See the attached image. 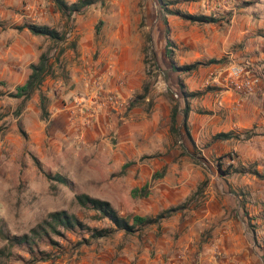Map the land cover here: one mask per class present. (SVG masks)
I'll return each mask as SVG.
<instances>
[{
	"label": "rangeland",
	"instance_id": "374dc122",
	"mask_svg": "<svg viewBox=\"0 0 264 264\" xmlns=\"http://www.w3.org/2000/svg\"><path fill=\"white\" fill-rule=\"evenodd\" d=\"M170 1L218 22L167 16L168 47L159 0H104L73 16L51 0H0V264H264V177L251 173L264 175V0L215 12L207 0ZM29 24L55 28L65 40L20 29ZM42 54L53 73L41 92L27 102L11 97ZM172 62L202 65L184 73ZM232 64L259 81L240 105L224 83ZM181 91L203 93L189 99L192 141L184 130L178 140L170 134L172 107H185ZM108 96L119 103L101 105ZM221 132L240 138L213 142ZM146 185L147 198L132 195ZM79 194L129 219L182 209L90 244L88 234L54 236L56 244L41 248L48 261L9 247L8 238L56 211L110 227L77 203Z\"/></svg>",
	"mask_w": 264,
	"mask_h": 264
},
{
	"label": "trees",
	"instance_id": "16d2710c",
	"mask_svg": "<svg viewBox=\"0 0 264 264\" xmlns=\"http://www.w3.org/2000/svg\"><path fill=\"white\" fill-rule=\"evenodd\" d=\"M51 1L58 7L62 14L66 16H73L74 14H79L86 8L92 7L98 3H104V0H78L77 2L72 4H68L65 0ZM159 2L163 13V21L167 26L166 33L168 36V47L171 46L172 43L169 39L170 30L168 28L167 16H178L185 20L202 24L218 22V19L214 16L192 15L183 13L180 10H174L170 7L175 4L174 1L159 0ZM25 28H27L32 34L49 38L53 42L59 43L65 40V37L57 29L51 28L46 25L29 24L21 27L20 29L22 30ZM99 31L100 29L98 27L97 34H99ZM167 55L171 57V52L167 51ZM50 60L51 59L47 54H42L37 63H33L30 65L31 72L26 82L23 85L17 86L15 92L11 93L10 96L16 99H20L23 102H27L31 100L38 92H41L44 83L53 73V65ZM218 62L219 61L211 60L209 64ZM171 64L173 70L181 71L184 73H190L197 69L200 65H202L201 62H196L182 67L176 66L174 62H172ZM181 94L185 103V107L181 108L180 104L174 105V107H172L170 114V134L174 139L178 140V138L181 137L182 130H184L185 135L192 141V135L188 125V120L191 113L189 99L199 97L203 93H188L186 91H181ZM144 98L146 99L147 97L141 96L138 98V100ZM39 99L44 119H47L49 118V113L47 110V106L49 103L48 98L43 93H40ZM138 100H136L135 102L137 103ZM133 106L134 105H132V107ZM180 115H182L181 126L179 121ZM239 138L240 136L235 134L234 132H221L213 137V142H224L227 140ZM235 172L244 173L246 171L242 170ZM251 173L264 177V175H259L257 171H253ZM155 179L156 177H154V180ZM149 194V185H146L142 189H134L132 191V195L134 197L140 196L143 198H147ZM76 200L82 208L95 212V216H97L98 219L109 221L111 226L106 228L90 227L82 220H80L76 215H72L67 211H56L51 213L48 218L44 220L41 224H39L36 228L32 229L30 233L24 234L22 236H14L12 238H8L9 247H18L20 249H23L32 257L33 262L48 261L51 260L50 253L45 250H42L41 248L43 245L48 246L51 244H56L54 236L65 237V233H72L75 235H80L82 237L85 234H88V239H82L85 244H90L91 241L107 239L118 231H123L127 234H135L141 229L149 225L157 224L166 216H170L173 212L182 209V207L170 209L167 210L165 213L158 215L157 217L134 216L132 219H129L122 217L117 212V210L111 205V203L106 200L94 198L87 194L77 195Z\"/></svg>",
	"mask_w": 264,
	"mask_h": 264
},
{
	"label": "built area",
	"instance_id": "2783aa9c",
	"mask_svg": "<svg viewBox=\"0 0 264 264\" xmlns=\"http://www.w3.org/2000/svg\"><path fill=\"white\" fill-rule=\"evenodd\" d=\"M236 0H207L208 11H216L218 7H230L235 4ZM224 83L228 89L234 91L240 96H249L256 93L259 81L258 79L250 74L243 66L238 64L230 65L226 70V76ZM106 101V102H105ZM116 105L119 103L116 96H108L104 102L101 103L103 106Z\"/></svg>",
	"mask_w": 264,
	"mask_h": 264
},
{
	"label": "crops",
	"instance_id": "0c3cea01",
	"mask_svg": "<svg viewBox=\"0 0 264 264\" xmlns=\"http://www.w3.org/2000/svg\"><path fill=\"white\" fill-rule=\"evenodd\" d=\"M227 97H229L232 101H234L237 105L241 104L240 95L237 93H228ZM171 114V113H170Z\"/></svg>",
	"mask_w": 264,
	"mask_h": 264
}]
</instances>
